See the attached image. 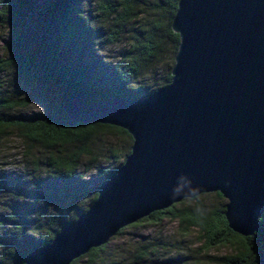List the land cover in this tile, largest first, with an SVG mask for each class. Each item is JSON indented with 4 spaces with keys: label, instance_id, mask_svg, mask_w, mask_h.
<instances>
[{
    "label": "water",
    "instance_id": "water-1",
    "mask_svg": "<svg viewBox=\"0 0 264 264\" xmlns=\"http://www.w3.org/2000/svg\"><path fill=\"white\" fill-rule=\"evenodd\" d=\"M171 79L146 97L86 104L70 121L130 135L129 153L85 212L24 264H69L121 228L185 198L217 192L228 228L252 236L264 209V0H177Z\"/></svg>",
    "mask_w": 264,
    "mask_h": 264
},
{
    "label": "trees",
    "instance_id": "trees-1",
    "mask_svg": "<svg viewBox=\"0 0 264 264\" xmlns=\"http://www.w3.org/2000/svg\"><path fill=\"white\" fill-rule=\"evenodd\" d=\"M33 0H0L2 16L11 13L20 16L29 11ZM84 0H42L39 10L40 25L37 35L38 60L44 70L53 68L54 84L63 94V100L71 91L78 92L83 100L90 104L98 100H107L111 96H131L127 80L140 69L143 63L151 62L157 56L159 40L165 38L172 44L175 54L178 45V34L170 28V22L176 10L177 0H151L148 6L160 10L167 17L165 23L153 24L149 29L141 28L142 38L135 36L130 49L129 60L118 69H109L107 64H99L90 58L88 41L94 31L89 16L84 13ZM136 0H100L98 10L104 20L117 28L108 38L110 43L117 42L124 25L135 13ZM23 12V13H22ZM7 45L11 51L28 47L31 40L23 34L21 27L16 26L10 35ZM9 63H0L2 72ZM103 66L102 68H100ZM108 68V69H106ZM98 80L101 89L93 88ZM171 79L170 71L164 76L161 85ZM95 84V85H94ZM151 93V92H150ZM17 96H0V141L5 133L15 131L26 144L27 149L37 147L44 150L48 164V177L44 190H31L29 198L40 207L30 210L33 218L25 213L16 212L8 215L9 228L0 235V247L6 254L15 255L19 264H24L25 256L51 242L54 235L64 224L74 221L79 214L86 211L97 196V188L106 178L114 174L115 168H101L98 181H84L83 175L93 166L91 144L100 133H118L132 142L131 137L121 128L100 124L70 121L62 109V103L46 105L43 110L31 114L9 113L28 104ZM129 150L127 151V154ZM86 158L83 173L78 169L81 159ZM93 163V164H92ZM204 194V193H202ZM200 195V194H199ZM199 195L192 198V205L184 206V201L174 203L164 209L154 211L114 234L121 235L128 227L139 223H160L163 219L176 220L179 225L197 228L207 248L228 245L233 251L214 259L218 264H264V209L258 219L257 229L252 236L243 237L231 231L224 218V204L208 206L199 200ZM219 198H223L216 192ZM44 203V205L42 204ZM45 208H44V207ZM41 208V209H40ZM113 237V236H112ZM108 242L91 248L86 254L74 259L69 264H129L123 259L105 253ZM23 247L16 251L17 246ZM149 244H141L135 251V263L143 261L149 252ZM141 264V263H139Z\"/></svg>",
    "mask_w": 264,
    "mask_h": 264
},
{
    "label": "rangeland",
    "instance_id": "rangeland-1",
    "mask_svg": "<svg viewBox=\"0 0 264 264\" xmlns=\"http://www.w3.org/2000/svg\"><path fill=\"white\" fill-rule=\"evenodd\" d=\"M151 0H136L135 17L122 28L117 42L110 43L108 38L117 27L100 16L98 4L100 0H84V13L90 17L94 27L88 41L89 57L99 64L109 65V69L122 68L129 60L130 49L135 42L134 37L142 38L141 28L149 29L153 24L165 23L167 17L160 10H152L148 6ZM42 0H33L29 11L20 16L11 13L7 18L2 16L0 8V63L8 62L0 72V96H17L28 101L23 108L10 111L13 115L31 114L44 109L46 105L62 103L61 94L54 84L53 68L44 70L38 60L37 35L40 25L39 10ZM16 26L21 27L23 34L31 40L28 47L11 51L8 39ZM159 40L157 56L151 62H145L140 69L127 80L131 96L146 97L153 90L161 87L164 76L173 65L172 44L165 38L155 36ZM101 66L100 68H102ZM108 69V68H106ZM93 88L101 89L96 77ZM87 104V103H86ZM88 105V104H87ZM131 143L118 133H100L91 144L94 166L86 172L82 180L98 181L101 168L117 167L127 156ZM86 158L81 159L79 173H83ZM92 163V164H93ZM48 177V164L44 150L34 147L27 149L26 144L15 131L4 134L0 141V235L9 228L8 215L11 213L28 215L33 218L32 210L40 206L29 198L30 191L38 187L44 190V182ZM199 200L208 206L225 204L216 192L200 194ZM192 198L184 201V206L192 205ZM44 205V203H42ZM44 207V206H43ZM45 208V207H44ZM41 209V208H40ZM141 244H149L148 253L141 264H218L214 259L226 256L233 251L228 245L207 248L202 233L197 228L179 225L176 220L168 218L160 223L150 221L128 227L121 235L108 240L105 253L123 259L129 264L135 263V251ZM20 245L15 250L21 251ZM0 264H19L15 255L6 254L0 247Z\"/></svg>",
    "mask_w": 264,
    "mask_h": 264
}]
</instances>
